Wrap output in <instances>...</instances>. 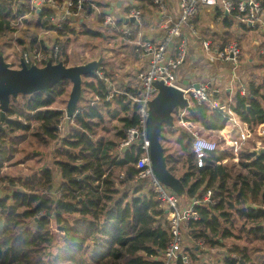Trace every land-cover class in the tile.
I'll use <instances>...</instances> for the list:
<instances>
[{"label": "trees", "instance_id": "obj_1", "mask_svg": "<svg viewBox=\"0 0 264 264\" xmlns=\"http://www.w3.org/2000/svg\"><path fill=\"white\" fill-rule=\"evenodd\" d=\"M139 1L144 28L150 24L154 4L152 0ZM29 7L25 0H0V53L4 54L11 45L10 38L16 30L13 21L26 14ZM86 9L92 11L90 5ZM53 14L54 8L44 7L36 25L50 28ZM72 21L71 17L65 20L59 30L67 38L58 40L59 60L67 65L68 37L78 33L71 27ZM83 32L102 35L87 27ZM36 35V31L29 33L32 46L37 45ZM17 43L21 48L26 44L21 39ZM16 53L22 55L19 48ZM243 85L247 94H241L238 84L231 106L252 128H261L264 78L261 82L254 78ZM70 87V80L63 79L51 89L12 98L4 119L0 109L1 182L5 178L14 185V179L3 176V169L15 160L29 136L44 145L58 139L62 142L53 160L61 181L55 167L43 166L38 173L18 180L23 189L0 197V264H162L160 256L172 237L157 194L151 190L130 197L128 191H121L129 189L139 175L137 163L143 149L134 144L122 155L114 154L127 129L138 125L137 107H132L129 96L110 91L98 74L87 76L83 79L79 111L65 135L64 127L59 129L64 124L65 111L52 106ZM126 91L134 93L131 88ZM186 112L187 119L207 130L226 125V118L207 103L194 102ZM112 120L120 124L116 135H100L97 129L104 130ZM192 141L190 132L181 129L177 143L185 156V169L178 176L186 187L182 199L201 201L195 207L199 219L189 223L191 238L205 240L210 249L222 246L226 238L237 237L247 243L222 252L224 264H264V249L255 243L264 242V152L243 150L237 171L218 162V156L226 158L232 153L229 148L208 152L204 165L198 167ZM166 156L168 168L175 174L177 161ZM207 191H211L210 201H205ZM238 220L241 225L236 227L239 233H235ZM192 256L196 258L194 253ZM177 264L184 262L179 259Z\"/></svg>", "mask_w": 264, "mask_h": 264}, {"label": "built area", "instance_id": "obj_2", "mask_svg": "<svg viewBox=\"0 0 264 264\" xmlns=\"http://www.w3.org/2000/svg\"><path fill=\"white\" fill-rule=\"evenodd\" d=\"M88 0H70L60 2L58 0H25L33 11H41L44 7H51L56 10V14L51 15L48 25L59 36V30L64 27V21L86 13L83 10ZM163 0H153L156 5L162 7ZM93 7V3L91 4ZM220 7L224 14L232 16V19L248 25L253 29L260 26V17L264 13V0H179L177 14L168 17L160 12L161 29L164 31L160 39H139L135 40L136 50L140 58L147 57L145 68L133 74L131 88L134 93L130 94L126 90L112 89L113 93L125 94L132 100V107L136 106V114L139 122L137 126L130 127L126 131L125 137L118 143L116 153L122 155L124 151L132 145H140L143 153L138 160V167L141 168L139 175L133 182L134 185L142 187L139 194H143L144 186L148 185L149 190H153L161 203V207L166 212V220L171 226V241L161 254L162 264H177L182 259L184 264H220L223 257L217 248H207L206 241L191 238L189 234V223L199 219V214L195 207L201 202L197 199H190L187 204L175 191L161 183L153 174L151 160L149 157V141L146 139V122L149 114V102L157 95L158 89L155 82L163 81L167 85H173L184 91L185 97L197 104H209L210 107L219 111L226 118L228 129L223 134V145L218 140L205 136L200 127L195 124H183L192 135V147L196 156V164L202 167L208 152L226 151L228 148L238 156L239 151L248 145L249 139L253 137L254 130L243 121L231 107V103H223L216 97L217 90L212 89L209 83L201 81L198 87L195 85H182L176 76L179 66L183 65L188 56L187 46L191 36L195 38V45L210 60H222L234 64L237 68L240 63L243 49L238 41H229L224 46H214L212 41L200 36L201 32L196 26L197 16L201 8ZM128 17H134L141 24L143 15L139 9H132ZM110 16L105 18V23L109 26L117 25ZM118 28V27H117ZM124 37L131 39L132 33L129 29L122 30ZM58 38V39H59ZM22 59L30 65L35 62L39 65L46 64L49 60L53 62L61 61L60 43L57 41L47 44L38 42L35 46L27 43L21 49ZM264 55V47L260 51ZM97 74L109 85L111 81L105 74L102 67L97 70ZM242 95L247 94L244 86L240 89ZM191 106V105H190ZM184 113V112H183ZM62 129V126H59ZM143 138V143L139 140ZM258 139L264 141V126L260 128ZM257 143H259L257 141ZM263 147H257L254 151L259 152ZM227 158V157H226ZM218 156L221 163L228 159ZM144 190V191H143ZM46 193V190L43 191ZM147 193V192H144ZM211 191H207L205 201H210ZM193 242H196L193 244ZM192 253L196 258H193ZM216 258H215V257ZM220 256V257H219Z\"/></svg>", "mask_w": 264, "mask_h": 264}, {"label": "crops", "instance_id": "obj_3", "mask_svg": "<svg viewBox=\"0 0 264 264\" xmlns=\"http://www.w3.org/2000/svg\"><path fill=\"white\" fill-rule=\"evenodd\" d=\"M58 1L66 3L70 0ZM119 2L121 3L119 6L115 5ZM178 2L179 0H163L162 7H160V5H156L153 2L154 8H152L150 24L147 27L143 28V19L142 23L139 24L136 20L131 21V18L128 17V13L132 9H139L138 6L141 4L139 0H88L83 8L86 13H81L80 16H75L74 18H72L73 21L71 23V27L74 28L78 33L75 35H70L68 37L70 39L67 44L66 50L68 61L70 55V42L72 41V38L74 36L80 34L79 32L81 31L82 34L90 36L91 39L96 37L85 34L83 32L85 27L100 32L102 35L99 37L102 39L103 44L107 40H114L117 41V43L118 41L121 42L123 40V46H126V48L131 47V58L129 62L125 66H123L121 62H116V59L112 58V55L107 54L108 52H104L106 51L105 48L102 50L105 59L100 67H102L103 70L106 69L108 71V75H110V78L113 82L116 83L119 89L126 90L133 83V78L131 79V77H133V74L130 75V73L132 71H134L135 73L138 70L145 68L147 65V57H139L134 41L139 39H160L164 32L161 29L160 23V12L162 11L161 9L164 8L163 12L167 15V18L173 17L178 13ZM92 3L94 4L93 7L91 5ZM88 5H90L92 8L91 12H88V10L86 9V6ZM38 13L39 11L35 12L29 7V11L26 14L19 16L16 20L13 21L14 28L17 30L18 26H25L26 31L35 30L37 32V43L42 42L51 44L59 40V36L51 29V27L41 28L36 25L39 17ZM107 16H110L113 20H115L114 22L118 28L109 26L105 23V18ZM118 23H120V25ZM195 23L202 34V38L211 40L215 47L221 46L226 42L234 40L238 41L242 49H244L246 41L245 38H247V40L252 39L253 43H256L259 40H261V44L264 43V13L260 17V26L258 29H253L246 24L232 19V16L224 14L219 6L214 8H201L200 14L197 16ZM124 29H129L131 31V39L124 37V35L122 34V30ZM119 32L121 34H119ZM65 39L67 38L64 37L63 40ZM21 40L26 43L25 46L27 45V43H30V39ZM195 44V38L191 36L189 45L187 46V59L185 63L179 66L176 71L178 81L184 86L195 85L201 81L207 82L212 87V89L217 90L216 97L218 98V100H220L221 102L224 101L223 103L232 104L233 97L236 94V91L234 90H237L238 84L240 90L241 87L244 86L243 83L250 82L254 78L258 79L261 82L264 78V62L261 60V57L258 53L251 52L248 54L244 53L243 51L240 63L238 64L237 68H234V64L231 62L214 59L210 60V58L207 57L202 51H200V49H198ZM122 55L125 56L124 53ZM21 57L22 55L20 56V59ZM20 59L19 64L14 65V67H18L20 65ZM107 88L110 89L109 85H107ZM111 90L112 89H110V91ZM223 91H225L228 95H223ZM192 103L194 102L190 101V105H192ZM187 109L188 108L181 110L177 108L175 110L176 112H174L175 127H164V140L162 144L165 149V154L168 156H175L173 154H170L167 150L166 141L169 140L168 135L177 131V135H179L181 129L187 130V128H185L183 124L188 125L189 123H194L195 126L200 127L203 132L217 133L219 134L218 138H220L222 141L224 140L222 136L228 129L226 125L219 130H207L198 122L186 118ZM62 125L61 126L63 128L64 124ZM252 129L254 130L255 134H259L260 128ZM97 130L98 132L103 131L99 128ZM100 135L106 137V134ZM252 140L253 137L249 139V143ZM232 154H234L233 151ZM56 170L58 180L61 181L60 170L58 169V167H56ZM144 190L145 192H147L149 190V186L145 185Z\"/></svg>", "mask_w": 264, "mask_h": 264}, {"label": "water", "instance_id": "obj_4", "mask_svg": "<svg viewBox=\"0 0 264 264\" xmlns=\"http://www.w3.org/2000/svg\"><path fill=\"white\" fill-rule=\"evenodd\" d=\"M116 3L115 5H120ZM131 21H135L132 17ZM100 53L96 58L77 65H67L64 61L53 62L49 60L44 65L35 62L28 65L21 58L20 65L14 67L0 53V109L2 119L10 107L12 98L20 95H32L38 91L48 90L60 83L63 79L71 82L69 98L65 110L64 134L69 133L71 123L79 111V101L83 93V79L96 75L97 70L104 62ZM157 95L149 102V114L146 122V139L149 141V157L155 177L183 197L186 187L180 177L175 175L167 165V156L161 142V134L165 126L175 127L174 111L178 108L184 110L190 107L189 100L184 91L163 81L155 82ZM198 87V84H195ZM143 143V138L139 144ZM264 152V148L260 150Z\"/></svg>", "mask_w": 264, "mask_h": 264}, {"label": "rangeland", "instance_id": "obj_5", "mask_svg": "<svg viewBox=\"0 0 264 264\" xmlns=\"http://www.w3.org/2000/svg\"><path fill=\"white\" fill-rule=\"evenodd\" d=\"M25 29H26L25 26L17 27V30H15V32L13 33V38H10L11 45H7L6 47L7 50L3 54L5 56V59L8 62H10L11 65L13 66L16 64H19L20 56L16 52L18 48L20 51L22 49L21 47L18 46L17 39H31L29 38L30 37L29 33H31L32 31L33 32L35 31V30L26 31ZM79 33L80 34L74 36L72 38V41L70 42V55H69V61H68L69 65H77V64L88 62L96 58L100 53L103 52L102 50L105 48H106V51L104 52H108L107 54L112 55V58L116 59V62H121L123 66H125L129 62L131 58V47L126 48V46H123L122 45L123 40L121 42L118 41V43L117 41H114V40H107L103 44V41L99 36H96L95 38L91 39L90 36H86L82 34L81 31ZM200 36L202 37V34H200ZM245 39H246L245 47L243 49L244 53H248V54L251 52L258 53L259 56L261 57V60L264 62V58L260 52L262 47H264V43L261 44L260 43L261 40L257 41L258 43L257 42L253 43L252 39L250 40H247V38ZM226 43H224L221 46H224ZM123 53L125 56L122 55ZM103 71L105 72V74L108 72L106 69H104ZM131 74H134V71H132L130 75ZM106 75L109 77V80L111 81V83H109V88L118 89V86L116 85L115 82L112 81V79L110 78V75H108V73ZM132 78L133 77H131V79ZM234 91L237 92L236 89ZM223 95L226 96L228 94L225 91H223ZM68 98H69V92L65 96H62V98H59V100L52 107L57 108V109H62L65 111ZM119 127H120V124L116 120L109 121L106 124L105 130L100 131L99 134H106V137L113 138L116 135V132L119 130ZM202 133L211 139L218 140L220 145H223V141L220 138H218L219 134L210 133V132L206 133L203 131ZM177 134H178V131L170 133L168 135L169 140L166 141V146H167V150L169 151V153L175 155L174 157H177V158L173 157L174 159H176L177 161L176 165L178 167L175 170V174L177 176H181L183 174L182 171H184L185 169V167H183L185 165V160H184L185 156L183 157L184 152H182L181 146L178 145L177 143V137H178ZM257 141L259 143H257ZM61 144H62L61 140L58 139V140L50 141L44 145V144H41L37 140L36 137L32 135L29 136L27 141L22 144L21 149L18 152L15 160L12 161L9 165L5 166V168L3 169V176L9 179H14L15 183L14 185H11V183L9 181H6L5 178H4V181L2 182L0 181V197H4L5 195L10 194L11 190L23 189L20 184V181L18 180H24L26 179L28 175L38 173L41 167L43 166L55 167L53 160L57 159L56 157L59 155L57 153V149L61 147ZM263 146H264V141L258 139V134L254 133L253 140L250 141V143H248V145L244 147L243 150H245L244 152H251L257 149V147H263ZM243 150L239 151L238 156L230 152V154L226 158L228 160L224 163L230 166H233V168H235L236 171L239 170L240 169L239 158ZM173 162L175 163V161ZM138 188L139 190L137 192ZM141 189L142 187H140L139 185L136 186L134 185V183H132V185H129V189H122L121 191H128L129 196L131 197L132 195L139 194ZM56 195L58 196L59 194H56ZM183 200H185L187 204L190 203V199L185 198ZM240 223H241L240 220L236 221L235 229H234L235 233H239L238 228L241 225ZM246 243L247 242L245 240L239 239L237 237H230V238H226L223 241V244H221L222 246H217L218 247L217 249H219L218 252L223 256L222 252L228 253L231 246L235 244L244 245ZM255 243L259 244L264 249V242L257 241ZM223 260H224V257H223ZM220 264H224V261H222V263Z\"/></svg>", "mask_w": 264, "mask_h": 264}]
</instances>
